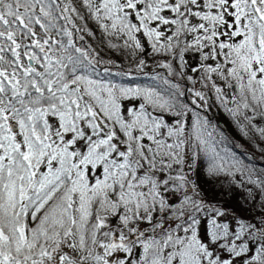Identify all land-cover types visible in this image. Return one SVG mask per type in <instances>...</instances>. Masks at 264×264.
Returning <instances> with one entry per match:
<instances>
[{
    "label": "snow or ice",
    "instance_id": "snow-or-ice-1",
    "mask_svg": "<svg viewBox=\"0 0 264 264\" xmlns=\"http://www.w3.org/2000/svg\"><path fill=\"white\" fill-rule=\"evenodd\" d=\"M214 108L264 153V0H0V264H264V174ZM205 160L259 219L206 198Z\"/></svg>",
    "mask_w": 264,
    "mask_h": 264
},
{
    "label": "trees",
    "instance_id": "trees-1",
    "mask_svg": "<svg viewBox=\"0 0 264 264\" xmlns=\"http://www.w3.org/2000/svg\"><path fill=\"white\" fill-rule=\"evenodd\" d=\"M95 47L102 48V46L95 41H90ZM101 56L105 63L110 67L112 64L118 67H112L113 73H119L122 70L127 73L129 61L121 57L119 52H112L106 48L102 49ZM123 62V63H122ZM103 65L100 66L103 70ZM156 71L151 67L145 69L148 75L136 71L133 67L130 74L114 75L111 78L117 83H122L126 86L135 87L137 85L142 87L153 86V81L150 74ZM208 117L212 120L214 125H218L222 129V133L218 132L219 140H217V148L226 159H234L240 161L249 169H254L256 173L264 174V153L260 152L255 147L256 141L250 145L242 135L233 126L229 118L219 109H213L207 113ZM207 160L203 164H198L196 171L190 173L192 178L196 180L206 193V198L215 204V206L222 205L227 211H237L240 220H250L252 217L259 219L258 206L255 207L256 202L251 200L249 196H242L239 187L232 183V178L223 174L218 177H213L207 173ZM235 213V212H233ZM228 220H237L233 215L228 214ZM238 218V219H239Z\"/></svg>",
    "mask_w": 264,
    "mask_h": 264
},
{
    "label": "rangeland",
    "instance_id": "rangeland-1",
    "mask_svg": "<svg viewBox=\"0 0 264 264\" xmlns=\"http://www.w3.org/2000/svg\"><path fill=\"white\" fill-rule=\"evenodd\" d=\"M123 63V62H122ZM153 68V67H152ZM261 126H264V123H262ZM241 189V188H240ZM242 196H248L246 190L242 189L241 190V194ZM215 205V204H214ZM258 206L257 204H255V207ZM218 207V206H217ZM219 208L224 212L225 216L228 217L229 215H233L234 218H236L237 220H240L239 216L237 215V211H233L235 213H233L231 210L227 211L228 209H225L222 205L219 206ZM239 218V219H238Z\"/></svg>",
    "mask_w": 264,
    "mask_h": 264
}]
</instances>
